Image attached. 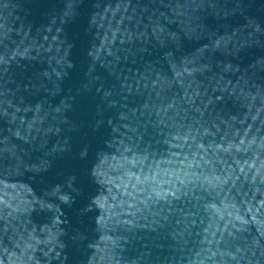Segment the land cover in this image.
Wrapping results in <instances>:
<instances>
[{"label": "water", "instance_id": "1", "mask_svg": "<svg viewBox=\"0 0 264 264\" xmlns=\"http://www.w3.org/2000/svg\"><path fill=\"white\" fill-rule=\"evenodd\" d=\"M0 264H264V0H0Z\"/></svg>", "mask_w": 264, "mask_h": 264}]
</instances>
